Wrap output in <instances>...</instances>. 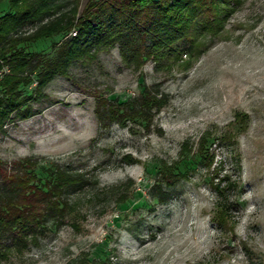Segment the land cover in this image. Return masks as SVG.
Masks as SVG:
<instances>
[{
  "label": "rangeland",
  "instance_id": "1",
  "mask_svg": "<svg viewBox=\"0 0 264 264\" xmlns=\"http://www.w3.org/2000/svg\"><path fill=\"white\" fill-rule=\"evenodd\" d=\"M88 1L68 4L78 2L81 13ZM8 11L0 2V16ZM229 12L217 32L199 22L203 47L177 61L136 70L113 47L72 63L45 98L28 102L33 116L5 125L7 169L29 159L39 185L56 169L85 181L69 195L74 209L60 226L47 224L0 264H264V0ZM73 35L20 49L52 60ZM144 89L156 107L136 103Z\"/></svg>",
  "mask_w": 264,
  "mask_h": 264
},
{
  "label": "trees",
  "instance_id": "2",
  "mask_svg": "<svg viewBox=\"0 0 264 264\" xmlns=\"http://www.w3.org/2000/svg\"><path fill=\"white\" fill-rule=\"evenodd\" d=\"M2 1L8 2L9 11L0 16V133L7 123L33 116L28 102L45 98L46 85L56 76L67 77L72 63L93 60L113 47L136 70L147 61L159 64L169 57L177 61L183 52L203 47L199 22L205 20L207 29L214 32L222 27L224 12L232 13L242 0H89L81 13L78 2L69 7V0ZM72 32L75 35L61 42L52 60L20 49L23 44ZM181 41H188L186 49L178 48ZM5 67L8 72L2 73ZM33 83L31 94L23 96L21 89ZM141 96L136 103L142 108L160 103L147 89ZM109 114L113 117L115 111ZM133 116L147 119L138 113ZM35 166L23 159L7 169L0 160V259L12 251L22 253L47 224L60 226L74 209L69 195L84 184L80 176L56 169L47 183L39 185ZM221 200L217 216L225 229L229 208Z\"/></svg>",
  "mask_w": 264,
  "mask_h": 264
},
{
  "label": "built area",
  "instance_id": "3",
  "mask_svg": "<svg viewBox=\"0 0 264 264\" xmlns=\"http://www.w3.org/2000/svg\"><path fill=\"white\" fill-rule=\"evenodd\" d=\"M0 78H1V73H0Z\"/></svg>",
  "mask_w": 264,
  "mask_h": 264
}]
</instances>
